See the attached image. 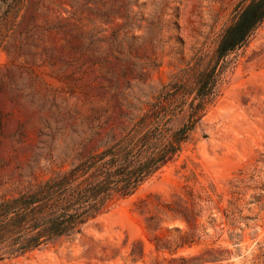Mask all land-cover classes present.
Instances as JSON below:
<instances>
[{"label":"rangeland","instance_id":"374dc122","mask_svg":"<svg viewBox=\"0 0 264 264\" xmlns=\"http://www.w3.org/2000/svg\"><path fill=\"white\" fill-rule=\"evenodd\" d=\"M239 1L0 0V202L133 128L188 130L81 233L0 264H264V21L216 54Z\"/></svg>","mask_w":264,"mask_h":264},{"label":"trees","instance_id":"16d2710c","mask_svg":"<svg viewBox=\"0 0 264 264\" xmlns=\"http://www.w3.org/2000/svg\"><path fill=\"white\" fill-rule=\"evenodd\" d=\"M264 21V0H240L219 40L218 59L241 47ZM210 93H204L201 102ZM159 123L131 129L68 169L0 202V260L81 233L118 197L133 194L172 160L187 129L167 136Z\"/></svg>","mask_w":264,"mask_h":264}]
</instances>
